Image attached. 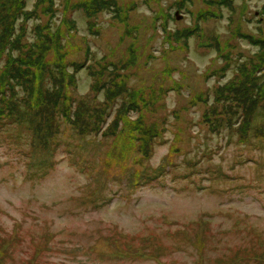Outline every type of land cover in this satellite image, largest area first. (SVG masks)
Instances as JSON below:
<instances>
[{
  "label": "rangeland",
  "instance_id": "1",
  "mask_svg": "<svg viewBox=\"0 0 264 264\" xmlns=\"http://www.w3.org/2000/svg\"><path fill=\"white\" fill-rule=\"evenodd\" d=\"M35 1L28 0L30 8ZM117 1L121 18L127 11L128 19L120 22L115 18L118 14L106 9L95 19L97 31L89 27L84 13H69L77 25L69 41L70 59L90 58V63L107 57L117 62L134 48L140 68L129 73L134 72L132 86L158 83L163 79L158 72L167 67L173 70L168 73L172 81L185 82L192 92L213 89L210 104L215 89L236 75L234 63L225 77L206 80L207 72L226 64L217 60V52L196 49L192 40L186 54L165 55L162 36L148 29L153 20L166 17L173 21L172 31L195 25L196 16L205 11L203 0ZM234 2L245 9L247 18L257 17L251 23L246 20L242 28L264 32V15L262 24L257 22L264 0ZM62 4L56 24L65 15ZM178 9L182 21L175 19ZM223 13V20L204 27L227 38L232 31L230 11L225 8ZM36 23L28 26L31 40ZM230 41L233 45L236 40ZM85 42L90 48L86 55V49L80 48ZM152 44L157 59L149 65ZM256 50L241 40L235 52L251 55ZM76 78L79 86L73 97L78 101L92 97L89 71ZM190 90L170 93L163 102L166 108L145 113L142 119L148 125L169 115L170 123L165 143L157 144L150 160L142 163L135 161L140 156L130 147L131 135L125 127L107 141L102 135L83 140L63 123L50 165L46 151L32 148L34 134L28 128L10 125L0 131V264H236L237 260L264 264V142L243 145L236 130L228 127L222 133L209 131L201 120L207 107H191ZM138 118V113L131 114V120ZM111 150L112 156L125 158L124 166L115 164ZM79 160L82 165L76 163ZM160 170L165 173L133 186L136 172ZM16 235L20 242H12Z\"/></svg>",
  "mask_w": 264,
  "mask_h": 264
},
{
  "label": "trees",
  "instance_id": "2",
  "mask_svg": "<svg viewBox=\"0 0 264 264\" xmlns=\"http://www.w3.org/2000/svg\"><path fill=\"white\" fill-rule=\"evenodd\" d=\"M62 1L65 15L56 24L61 6L57 0H36L32 8L28 0H0V131L10 125L28 128L34 134L32 148L49 152H45V159L50 165L53 163L50 152L60 144L63 123L72 126L75 134L83 140L102 135L107 141L111 137H118V132L125 127L130 131V147L134 146L140 156L135 161H149L156 145L165 143L163 140L170 115L161 119L159 124L152 125L143 122L142 118L145 113H152L157 107L166 108L163 102L170 93L182 94L190 88L184 87L185 82H173V77L168 74L173 73V70L167 67L158 72L163 77L158 83L149 87L132 86L131 77L134 72L131 76L129 73L140 68L134 48L129 49L128 55L117 62L109 61L107 57L90 63V58L86 61L70 59L72 52L68 49L69 41L74 37L77 25L70 19L69 13H84L93 31L96 27L95 19L97 21L99 14L106 9L118 14L115 18L123 23L130 12L124 11L125 16L121 18V7L117 0ZM151 1L154 0L146 2ZM183 2L186 3V0ZM203 4L205 11L196 16L193 26L172 31L170 24L173 21L166 17L159 22L153 20L148 29L162 36V52L165 55L175 52L186 54L191 49L192 40L197 42L196 49L205 53L217 52V60L222 59L226 64L218 70L207 72L205 79L208 81L214 77L219 80L225 77L226 71L236 64V75L215 89L212 104L210 94L213 89L203 92L197 88L195 92L190 90L188 104L191 107H207L201 120L209 131L221 133L228 127L236 130L242 144L255 141L256 145L259 142L261 146V141L264 142V32H250L242 28L246 20L251 23L252 18L257 17L253 15L247 18L245 9L236 6L234 0H203ZM130 8L136 10L135 5ZM225 8L230 11L232 25L227 38L204 27L207 23L223 20ZM164 13L163 10L161 15ZM187 13L193 15L191 10ZM259 15L261 18L257 22L262 24L260 20L264 10ZM44 18L48 20L42 24ZM31 21H37L33 26V40L27 38ZM135 29L138 33V28ZM230 39L236 40L235 44L232 45ZM239 40L248 42L257 50L251 55L243 52L237 54L235 50L240 44ZM153 45L148 48L151 55L149 65L157 59V55L151 52ZM80 48L86 49L85 55L89 54L90 48L86 42ZM236 54L237 60L234 58ZM86 69L93 80L90 88L93 95L87 100L78 101L73 97V91L79 86L76 76ZM133 112L141 115V118L131 120ZM172 115L177 119L178 112ZM78 147L83 148V145L79 144ZM112 150L114 153L117 151ZM112 150L111 159H114L115 164L124 166L125 158H118L116 154L112 156ZM172 152L176 151L172 149ZM76 163L82 165L83 161ZM163 172H136V180L130 179L136 187L142 179H155L157 174ZM12 240L21 241L17 235ZM236 264H239V260Z\"/></svg>",
  "mask_w": 264,
  "mask_h": 264
},
{
  "label": "water",
  "instance_id": "3",
  "mask_svg": "<svg viewBox=\"0 0 264 264\" xmlns=\"http://www.w3.org/2000/svg\"><path fill=\"white\" fill-rule=\"evenodd\" d=\"M176 18H177V20H181V18H182V16L180 15L179 12L176 13Z\"/></svg>",
  "mask_w": 264,
  "mask_h": 264
}]
</instances>
